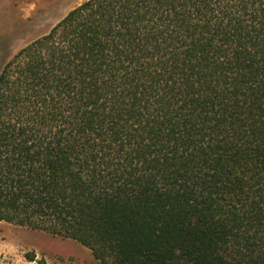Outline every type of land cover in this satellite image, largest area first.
<instances>
[{
  "label": "trees",
  "instance_id": "trees-1",
  "mask_svg": "<svg viewBox=\"0 0 264 264\" xmlns=\"http://www.w3.org/2000/svg\"><path fill=\"white\" fill-rule=\"evenodd\" d=\"M0 221L97 264H264V0H85L15 53Z\"/></svg>",
  "mask_w": 264,
  "mask_h": 264
},
{
  "label": "rangeland",
  "instance_id": "rangeland-1",
  "mask_svg": "<svg viewBox=\"0 0 264 264\" xmlns=\"http://www.w3.org/2000/svg\"><path fill=\"white\" fill-rule=\"evenodd\" d=\"M85 0H0V70ZM35 256V260H30ZM0 264H97L78 241L0 221Z\"/></svg>",
  "mask_w": 264,
  "mask_h": 264
}]
</instances>
